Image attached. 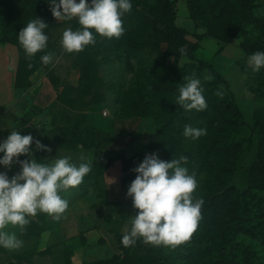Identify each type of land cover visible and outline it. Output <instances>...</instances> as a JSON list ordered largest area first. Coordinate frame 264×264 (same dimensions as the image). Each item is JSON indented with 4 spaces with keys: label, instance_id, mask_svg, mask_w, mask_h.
Listing matches in <instances>:
<instances>
[{
    "label": "rangeland",
    "instance_id": "1",
    "mask_svg": "<svg viewBox=\"0 0 264 264\" xmlns=\"http://www.w3.org/2000/svg\"><path fill=\"white\" fill-rule=\"evenodd\" d=\"M140 1L152 8L141 11L143 18H146L147 29H143L144 35L139 39L137 57L129 58L126 52H130L131 48L125 46L123 60H119L115 56L107 58L102 50L91 51L92 46L100 44L98 40L81 52L67 53L60 44L63 31L69 27L76 30L80 25L75 19L58 21L53 17L50 5L34 0H0V5L8 4L11 19L17 18L20 29L36 17L43 21L55 19V23L45 29L49 37L47 48L49 47V53L53 55L50 69L39 66L32 70L30 75L29 68L26 67L18 75L17 99H22L32 89L36 91L30 93L27 103L22 105L26 111L20 119L17 131L25 134L28 124L36 119L32 136L41 139L44 145L52 149L51 152H36L35 159L51 163L55 159L69 156L72 163L91 161L93 165L96 150L70 149L60 141L58 128L77 124L80 128L84 126L86 141L99 146L97 154L104 159L100 163L105 165L113 160V164L106 170L105 179L92 181L93 185L88 187L70 188L60 193L69 203L60 219L38 212L36 216L28 217L30 223L22 230L9 225L6 230L14 232L24 243L18 250L0 248V264H96L100 261H112L117 256L119 262L126 260L124 264H167L163 262L172 253L170 246L145 243L141 247L122 251L116 240L117 235L122 236L130 228V217L137 211L133 207L132 199L127 196L128 187L122 182L123 158L133 159L140 155L143 161L146 155L158 153L159 158L163 160L162 155L148 145L156 128L152 119L137 112L142 111L137 95L142 93L145 83V80H141L142 76L161 62L158 59V50H168V32L161 10L175 0ZM218 1H221L223 6L217 3ZM131 2L132 8L136 7L140 11L137 5L139 0ZM192 4L196 13L195 19L188 10L187 0H177L175 5L176 23L187 31L186 38L196 43V35L208 33L210 30L216 37L204 39L202 49L192 53L193 58L184 56L176 60L174 56H169L168 60L181 71L183 81L184 77L189 76L199 78L204 88V96L206 90H209L207 86L222 90L223 86L207 66L200 65L201 62L207 61L224 75L230 74L227 78L231 82L235 99L245 120V126L240 133L245 143L238 158L233 185L240 191L249 189L250 193L256 195L257 200L263 203L264 153L260 148L264 150V142H260L262 137L253 130V116L255 110L264 108V98L256 99L251 89L261 87L264 90V68L260 72H253L246 64L250 68L245 72L246 86L251 96L249 100L243 89V81L235 78V75L232 76V73L239 71L236 63L239 55L243 56L241 60L244 61L245 55L240 47L242 44H264V0H192ZM0 8L7 13L6 7ZM132 12L131 10L122 18L125 25H129ZM224 39H233L239 49L231 46L226 53L217 56L219 46L227 43ZM85 50L94 55L93 63L95 62L97 71L95 73V69L89 73L83 67L85 62L80 56ZM238 50H241L240 54ZM137 85L140 86L138 90ZM16 98L11 95L7 84H0V117L14 106ZM51 99L54 101L51 102ZM126 103L129 107H126ZM174 104V112L182 109L180 105ZM194 115L198 116L199 112L194 111ZM43 134H46L45 140L42 138ZM51 140L54 142L49 144ZM31 147L35 148V144ZM27 158L23 156L20 159ZM19 171L20 166L16 164L7 172L11 177ZM112 179H115L113 184ZM249 191L240 196V201L247 207L252 224L261 223L257 228L262 231L264 203L260 206V203L251 198ZM260 239L255 240L248 235L237 236L231 242L232 245H229L231 250H236L239 254L235 263L264 264V238L261 236ZM158 249L160 251H157ZM231 253L233 254V251ZM188 256L189 253L186 252L181 257ZM220 261L224 262V258L216 255L209 259L210 263ZM192 263L190 259L177 264Z\"/></svg>",
    "mask_w": 264,
    "mask_h": 264
},
{
    "label": "trees",
    "instance_id": "2",
    "mask_svg": "<svg viewBox=\"0 0 264 264\" xmlns=\"http://www.w3.org/2000/svg\"><path fill=\"white\" fill-rule=\"evenodd\" d=\"M34 1L49 5L43 0ZM176 1H173L172 4H167L166 8L161 10L164 13L163 23L166 25V31L168 32V40L166 41L168 50L166 52H159L160 50H158V59L161 62L159 61V65L153 66L142 76L141 80H145V83L142 86V93L137 95V100L142 105V111L138 110L137 112L152 119L156 132L150 138L148 145L158 151L164 161L170 162L172 159H179L181 156L188 157L187 167L189 168V172L195 173L198 181V188L194 195L203 197L205 204L201 210V219L198 222L196 231L189 240L172 247L171 255L163 263L177 264L178 262H187L191 259L192 264H203L204 262H208L207 264H230L234 262L236 264L235 261L239 257V254L236 250H231L229 245H232L231 242L237 236L248 235L255 240L260 239L261 236L262 239L264 238V230L258 231L257 228V225H261V223L252 224L251 217L247 214V207H244L240 201V196L246 195L249 189L240 191L233 185L238 158L245 143V139L240 136L241 129L245 126V120L231 92L229 83L209 62H201L200 65L207 66L211 70L214 77L222 84L223 90L207 86L210 92L206 90L204 97L208 107L206 110L200 111L198 116L194 115L195 110L185 112L181 109L178 112H174V108L176 107L174 104L175 98L179 96V89L184 81L181 71H179L174 63L168 60L169 56H174L176 60L184 56L192 57V53L198 52L201 47L200 44L204 39L210 36L216 37L214 36V32L210 30L208 33L196 35L195 38L198 42L193 43L189 41L186 38L187 31L180 28L176 23ZM217 3L223 6L221 1ZM137 5L140 11L136 7L132 8L133 12L129 16V25H125L123 22V27L124 25L126 27H124L125 30L119 39H108L97 35L96 40L100 44L92 46L91 51L99 52L102 50L107 58L115 56L117 59L123 60V48L128 46L131 48L130 52H126L129 58L133 56L137 57L138 44H140L139 39L144 35L142 34L143 29H147L146 18H143L141 11L152 9L140 0ZM0 6L6 7L7 12V24L2 31V42L16 46L19 52L20 61L15 80V89L18 91V75L22 69L28 67L30 75L31 71L37 69L39 66L50 69V64L44 65L40 60L42 55L49 53V47L42 52H38L34 57L26 56L17 38L19 32L22 30L16 22L17 18L11 19L7 7L8 4L1 3ZM187 7L191 17L195 19L196 13L193 11L192 0H187ZM54 21L55 19H47L44 22L50 25L55 23ZM226 42L224 45L219 44L218 55L223 52L227 45L233 43V39ZM240 47L245 55L244 61H241V67L246 72L250 69L246 66L247 57L257 51H264V44H242ZM80 58L85 62L84 69H87L89 73L95 69V73L94 55L85 50ZM27 83L30 87L29 79ZM93 83L94 81L91 84ZM137 87L138 90L140 86L137 85ZM251 92L256 99L264 98V90L261 87L252 88ZM48 99L50 101V98ZM119 101L121 102L120 99ZM126 107H129L127 103ZM253 121L254 132L262 137L260 142H264V108L255 110ZM177 123L178 125H176ZM185 125L206 128L207 135L196 140L185 138L183 135ZM58 132L60 134V141L67 148L82 149L84 151L96 150L91 172L85 176L83 182L75 189L88 187L93 185L92 181L105 179L106 170L113 164V160L105 165L100 163L104 161L97 154L100 148L98 145L86 141L84 126L83 128H80L77 124L71 127L69 125L61 126L58 128ZM260 150L264 153L262 147ZM122 161V182L125 187H128L136 178V173L132 169L142 162V157L137 155L133 159L123 158ZM76 165L78 166L79 164ZM250 192L251 198L255 199L262 206L264 202L258 201L257 196ZM262 219L264 220V217ZM121 238V235H117L116 240L122 251L124 249L141 247L145 244L143 239H138L135 245L124 247L121 244ZM157 251H160V249ZM231 251H233V254ZM186 252L189 253V256L181 257ZM213 255L221 259L224 258V262L210 263L209 259ZM250 256L254 257L252 254ZM124 261L126 260L119 262V256H117L112 261L105 263L100 261L96 264H124L126 263Z\"/></svg>",
    "mask_w": 264,
    "mask_h": 264
},
{
    "label": "clouds",
    "instance_id": "3",
    "mask_svg": "<svg viewBox=\"0 0 264 264\" xmlns=\"http://www.w3.org/2000/svg\"><path fill=\"white\" fill-rule=\"evenodd\" d=\"M58 21L75 19L80 25L63 31L60 44L67 53H78L96 43V35L108 39H119L124 32L125 14L132 10L131 0H45ZM48 24L36 17L19 32L17 38L26 56L34 57L47 48L49 37L45 33ZM44 65L53 62V55L40 57ZM247 65L253 72L264 68V51H257L247 57ZM185 83L179 89L175 103L185 112H200L208 105L203 95L201 80L184 77ZM185 138L196 140L207 135L206 128L185 125ZM35 144V148L31 146ZM38 151L51 152L31 134L11 131L0 141V166L11 171L18 164L20 171L11 177L7 171H0V248L18 250L23 240L14 232L7 231L9 225L21 230L30 223L28 217L45 213L55 219L69 207L61 192L79 186L92 170L91 161L78 166L71 157L58 158L51 163L35 159ZM21 156L28 157L21 160ZM46 160V159H44ZM188 157L164 161L158 153L145 156L132 169L136 178L128 186L127 196L132 199L136 214L130 217V228L121 238L124 247L136 244L138 239L153 246L175 247L190 239L201 219L205 204L203 197L194 195L198 188L195 173L187 167ZM115 179H112V183Z\"/></svg>",
    "mask_w": 264,
    "mask_h": 264
},
{
    "label": "crops",
    "instance_id": "4",
    "mask_svg": "<svg viewBox=\"0 0 264 264\" xmlns=\"http://www.w3.org/2000/svg\"><path fill=\"white\" fill-rule=\"evenodd\" d=\"M6 24H7V17H6L5 11L0 8V84L1 85L7 84L8 87L10 88L11 95L14 98H16L18 95V91L15 89V80H16V74H17L18 67H19L20 57H19V52H18V49L16 46H14L10 43H7V42H2V31H3ZM204 41L205 40H203L200 44L201 45L200 50L202 49ZM231 46H234V47H236V49H239L236 46V43L233 42V43L227 45L224 48L223 52L219 55L226 53V51L228 49H230ZM218 50H217V52H218ZM240 51L241 50H238V54H240ZM219 55L217 54V56H219ZM242 57H243L242 55L238 56L236 63L238 65L239 71H238V73H236V72L232 73V76L235 75V78H239L240 80L243 81V85H244L243 89L246 92V98L249 100V98L251 99V96H250V93L248 92V89L246 86L245 72L243 71V69L241 67ZM217 71L229 83L231 92L234 95L231 82L227 78V76H230V74L224 75V73H221L219 70H217ZM34 91H36V90L32 89L31 91L26 93L22 99L16 98V100H15L16 102H15L14 106L11 107L10 109H8L7 111H5V114L2 117H0V141H3L4 139H6L11 131H17L20 119L23 117V115L26 111L23 109L22 105L24 104V102L27 103V101H28L27 99L30 98V93L32 94V93H34ZM38 95H40V92H38ZM48 97L50 98V96H48ZM51 97H52V95H51ZM53 101L54 100L51 99V102H53ZM35 124H36V119L31 121L28 124L24 135H28V134L32 135V132H33L32 127ZM45 136H46V134L42 135V138L44 140H45ZM39 140L41 141V139H39ZM52 142H54V141L51 140L49 142V144H51ZM39 153H38V155H39ZM79 153L80 152H78V154ZM22 157L23 156H21L20 158H22ZM76 163H78V162H76ZM1 168L4 169L2 166H1ZM4 170H8V169H4Z\"/></svg>",
    "mask_w": 264,
    "mask_h": 264
},
{
    "label": "built area",
    "instance_id": "5",
    "mask_svg": "<svg viewBox=\"0 0 264 264\" xmlns=\"http://www.w3.org/2000/svg\"><path fill=\"white\" fill-rule=\"evenodd\" d=\"M0 171H8V170H4V169H2L1 166H0Z\"/></svg>",
    "mask_w": 264,
    "mask_h": 264
}]
</instances>
